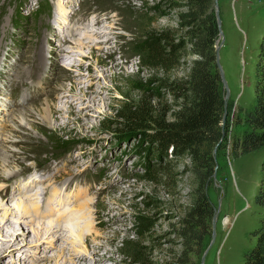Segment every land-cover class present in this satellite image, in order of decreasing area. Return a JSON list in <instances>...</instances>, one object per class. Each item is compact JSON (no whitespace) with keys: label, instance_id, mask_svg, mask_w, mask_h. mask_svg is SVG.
<instances>
[{"label":"rangeland","instance_id":"obj_1","mask_svg":"<svg viewBox=\"0 0 264 264\" xmlns=\"http://www.w3.org/2000/svg\"><path fill=\"white\" fill-rule=\"evenodd\" d=\"M263 35L264 0H213L207 14L192 0H0V222L17 212L20 238H0V264H80L93 240L112 246L105 264H243L262 210L264 149L240 142ZM149 36L162 40L156 66L134 49ZM207 54L222 97L217 56L230 91L217 142L178 153L128 132L130 110L179 121ZM49 198L44 218L21 214ZM138 215L152 219L144 233ZM51 220L64 238L38 241L36 222ZM130 242L141 256L127 257Z\"/></svg>","mask_w":264,"mask_h":264},{"label":"trees","instance_id":"obj_2","mask_svg":"<svg viewBox=\"0 0 264 264\" xmlns=\"http://www.w3.org/2000/svg\"><path fill=\"white\" fill-rule=\"evenodd\" d=\"M192 1L197 3L201 14H207L213 4V0ZM40 5L41 3L37 4V9ZM210 17H214V14L210 13ZM161 41L159 37L149 36L135 42L136 54L145 66H156V61L162 57ZM212 58L213 56L207 54L206 59L197 60V68L192 74L188 88L192 93L189 107L179 121L164 123L157 120L152 123L140 111L130 110L127 114V119L130 121L128 132L140 131L150 141L157 142L162 151L172 147L178 153L193 148L195 144L217 142L221 137V119L225 103L219 90V75L212 70ZM246 120L248 129L240 142L241 150L248 153L264 149V35L260 42L256 64L255 103L248 110ZM147 167L149 177L154 179V170L152 171L148 165ZM256 203L262 209L259 227L253 231L257 240L253 247L245 252L243 264H264V160ZM204 216L209 217L211 213L207 211ZM151 220L147 216L138 215V232L147 231ZM200 237L202 239L204 234ZM124 247L129 251L128 258L141 256L140 250L131 242L126 243Z\"/></svg>","mask_w":264,"mask_h":264},{"label":"bare ground","instance_id":"obj_3","mask_svg":"<svg viewBox=\"0 0 264 264\" xmlns=\"http://www.w3.org/2000/svg\"><path fill=\"white\" fill-rule=\"evenodd\" d=\"M97 28H99V27H97ZM94 30V29H93ZM99 31V30H98ZM96 32V31H95ZM76 47V46H75ZM44 55V54H43ZM80 69H82V68H80ZM48 108H46L45 109V112L46 113H49L50 111H51V108H52V105L51 106H47ZM50 114H51V112H50ZM16 159V158H15ZM9 172H11V171H9ZM6 174V173H5ZM4 174V177H6L5 179H3L4 180V182H6V183H8L6 180L7 179H12V178H14V176L17 174V172L16 173H14V174H10L9 173V175H5ZM2 175L0 174V177H1ZM3 177V176H2ZM36 179H31V180H29V182L26 184V186H25V188L26 187H29V188H31L35 183H36ZM19 186L20 185H17L16 184V188H15V191H13L8 197H12L13 196V194L15 195L16 193H17V191L18 190H20V189H18L19 188ZM69 188V187H68ZM18 189V190H17ZM17 190V191H16ZM1 193V192H0ZM61 193V192H60ZM2 195V194H1ZM3 196V195H2ZM77 197V196H76ZM58 198H60L59 196H58ZM38 199V198H37ZM54 199V198H53ZM52 199V200H53ZM61 199V198H60ZM66 199V198H65ZM79 199V198H78ZM52 200H50V198L49 199H46V201H43L42 202V205H41V202H38L35 206H34V209L32 210L29 206H26L23 210H24V212H22L21 214H23V215H25V214H27V215H29V213H31V216L33 217V219L34 220H32V221H36V218H44L45 216H46V214H47V207L49 206V205H51V202H53ZM55 200H56V198H55ZM58 200V199H57ZM80 200V199H79ZM68 201V200H67ZM75 201V200H74ZM66 202V201H65ZM57 203V202H56ZM85 204H87V203H85ZM61 205H62V203H61ZM87 205H89V204H87ZM80 206V205H79ZM85 206V205H84ZM18 207H20L21 208V206L20 205H18ZM54 207V206H53ZM83 207V206H82ZM49 208V207H48ZM52 208V207H51ZM56 208H57V206H56ZM59 208V207H58ZM15 210V209H14ZM19 210V209H18ZM55 210V209H54ZM64 211V210H63ZM10 214V215H12L13 216V218H11L10 216H8V215ZM61 214V213H60ZM6 215V216H5ZM5 215L4 216H2V218H1V222H0V238L2 237V238H4L5 240H11L12 239V237H13V244H15V243H17L19 240H20V238L16 235L17 234V232H18V230L17 229H15L14 228V226H13V222H15V219H14V217H16L17 216V212H13V210L11 211V210H8L6 213H5ZM24 216H22V218H23ZM63 220V219H62ZM66 221H68V220H66ZM38 225V227L37 228H35L34 230H33V233H34V235L37 237V240L39 241V240H41V239H43V238H49V237H53L54 238V241H56V240H62L63 238H64V234H63V232H61V231H65L67 228H65L64 227V225H61V223L60 222H58V221H56V222H54L53 220H51V221H44V222H40V221H37L36 222ZM88 224V223H87ZM61 230V231H60ZM23 232H25V231H22V233ZM93 232H91V234H92ZM97 233V232H96ZM95 233V234H96ZM83 234V233H82ZM82 234H80L79 236L81 237V238H83L82 236ZM90 233H89V235H91ZM11 235V236H10ZM115 237H111L110 239H114ZM92 239V238H91ZM95 239V238H94ZM65 240H67L68 241V238H66ZM93 242V245H89V244H87L86 242H84L83 244H82V246L84 247V249L87 251V250H90L91 251V256H90V258H87V257H85V254L83 255V256H81L82 258L81 259H79V260H83V262L82 263H80V264H105L104 263V260H105V258H106V256H107V254L108 253H114V251L112 250V246H109L107 243H104V242H100V241H96V240H93L92 241ZM111 242V243H110ZM109 242V244H112L113 246H114V243H113V241H110ZM73 243H74V241H73ZM4 244H6V242H0V250L1 251H4L3 249H4ZM67 261V260H66ZM74 264L76 263L75 261H72ZM78 263V262H77ZM63 264H66V263H63Z\"/></svg>","mask_w":264,"mask_h":264},{"label":"water","instance_id":"obj_4","mask_svg":"<svg viewBox=\"0 0 264 264\" xmlns=\"http://www.w3.org/2000/svg\"><path fill=\"white\" fill-rule=\"evenodd\" d=\"M217 65H218V68L220 70V75H221V80L223 82V85L226 89V97L223 98L224 99V102L226 103L227 102V97L230 96V91H229V86H228V83H227V80H226V77H225V72L219 62V57L217 56ZM226 113H227V108L225 109V113H224V116H223V124H225V118H226Z\"/></svg>","mask_w":264,"mask_h":264}]
</instances>
